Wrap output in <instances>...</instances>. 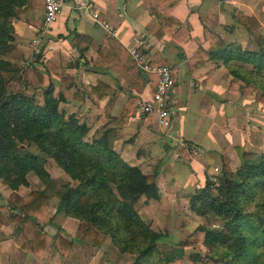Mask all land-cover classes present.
I'll return each instance as SVG.
<instances>
[{
  "label": "crops",
  "instance_id": "0c3cea01",
  "mask_svg": "<svg viewBox=\"0 0 264 264\" xmlns=\"http://www.w3.org/2000/svg\"><path fill=\"white\" fill-rule=\"evenodd\" d=\"M170 15L181 26L176 36L162 29L145 0H62L56 21L44 29L43 4L34 5L12 19L13 47L2 56L16 72L10 91L42 105L51 87L59 112L85 124L90 141L108 131L124 162L158 175L161 199L137 203L156 232L170 230L168 218L190 205L207 174L220 175L223 155L236 170L238 151L264 154V93L251 81L255 65L263 63L264 0H180ZM135 48L149 67L173 70L167 131L141 113L158 76L136 63ZM44 167L56 185L74 184L53 159ZM27 181L13 190L0 177V264H134L135 256L121 254L108 236L93 245L77 219L57 213L56 196L48 195L39 210V227L22 232L14 196L46 187L33 173ZM34 236L38 254L18 242L29 246ZM42 236L48 238L44 248ZM58 237L71 243L66 254L64 242L55 245Z\"/></svg>",
  "mask_w": 264,
  "mask_h": 264
},
{
  "label": "trees",
  "instance_id": "16d2710c",
  "mask_svg": "<svg viewBox=\"0 0 264 264\" xmlns=\"http://www.w3.org/2000/svg\"><path fill=\"white\" fill-rule=\"evenodd\" d=\"M179 2L145 0L162 29L174 36L181 26L170 13ZM171 3L174 5L170 6ZM41 4L42 0H0V177L13 190L28 185L29 173L46 185L24 198L14 196L20 200L18 209L23 213L22 232L39 227L43 217L39 210L48 195L56 196L57 213L77 219L81 223L79 228L93 236V245H100L108 236L121 254L135 256L134 264H171L181 260L182 250L175 251L174 257L158 250L157 244L169 238V233L154 231L137 211L140 199H161L155 183L157 174L147 176L138 166L124 162L113 151L108 131L90 141L85 124H79L73 115L65 117L59 112L60 99L53 96L51 87L44 91L42 105L32 96L8 89L16 72L2 56L13 47L12 19ZM261 59L263 63L255 65V80L251 81L264 93V54ZM238 157L241 166L233 170L228 157L222 156L220 175L207 174L203 187L191 196L190 211L222 224L217 229L201 227L205 234L203 245L217 262L264 264V154L238 151ZM48 158L74 184L56 185L44 167ZM42 237L44 248L48 238ZM36 238L32 237L29 246L20 239L18 242L22 248L38 254L34 248ZM59 240L66 244V249L61 250L66 254L71 243L58 237V247Z\"/></svg>",
  "mask_w": 264,
  "mask_h": 264
},
{
  "label": "rangeland",
  "instance_id": "374dc122",
  "mask_svg": "<svg viewBox=\"0 0 264 264\" xmlns=\"http://www.w3.org/2000/svg\"><path fill=\"white\" fill-rule=\"evenodd\" d=\"M142 206L143 202H140V209H142ZM190 210L189 203H186L185 206H180V209L173 217L168 218L169 224L165 225L168 226L170 230L165 228L164 230H159V232L169 233V238L159 245L158 250L170 257L175 256V251L182 250L184 257L171 264H221L212 257L213 253L203 245V237L205 234L201 231V227H205L206 229H217L220 228L222 224L217 219L205 218L196 215ZM199 227L200 232L198 230ZM201 236L203 242L199 244V242H201ZM189 243L190 245L188 246Z\"/></svg>",
  "mask_w": 264,
  "mask_h": 264
},
{
  "label": "built area",
  "instance_id": "2783aa9c",
  "mask_svg": "<svg viewBox=\"0 0 264 264\" xmlns=\"http://www.w3.org/2000/svg\"><path fill=\"white\" fill-rule=\"evenodd\" d=\"M42 3L44 9L43 28L46 29L56 21L61 10L62 0H42ZM96 16L94 14V17ZM130 52L143 71L158 76L153 97L150 101L141 105V113L143 115H153L156 124L167 131L170 129L173 111L169 96L175 85L173 70L167 65L157 66L156 68L149 67L136 48L131 49Z\"/></svg>",
  "mask_w": 264,
  "mask_h": 264
}]
</instances>
